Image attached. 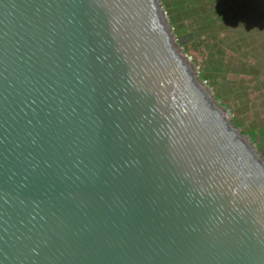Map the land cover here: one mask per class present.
Masks as SVG:
<instances>
[{
  "label": "water",
  "instance_id": "water-1",
  "mask_svg": "<svg viewBox=\"0 0 264 264\" xmlns=\"http://www.w3.org/2000/svg\"><path fill=\"white\" fill-rule=\"evenodd\" d=\"M0 264H264V156L161 0H0Z\"/></svg>",
  "mask_w": 264,
  "mask_h": 264
},
{
  "label": "trees",
  "instance_id": "trees-1",
  "mask_svg": "<svg viewBox=\"0 0 264 264\" xmlns=\"http://www.w3.org/2000/svg\"><path fill=\"white\" fill-rule=\"evenodd\" d=\"M163 3V6L167 12V15L170 20V24L173 27V30L175 32V35L183 39L185 37V29L183 28V23L186 21L192 20L196 17H199V15H206L211 13V10L207 11L208 7H217V8H222L227 6L226 0H161ZM226 2V3H225ZM213 12V11H212ZM225 14L224 12H222ZM221 14L215 13V15L218 16L217 20L219 21V26L220 30L222 28L228 29V23L224 22L223 19H221ZM209 22H204L201 25V28L203 25ZM214 29V28H213ZM225 29V30H226ZM203 30V29H201ZM219 30V31H220ZM198 34L199 31L195 32V34ZM211 60L208 63L207 68L204 70V73L199 74L200 78L207 82V84L212 87L215 86V90H213V94L216 100H218L223 106H225L227 109L226 105V98L227 94L225 91L229 89L228 86H225L224 88L216 82L218 76L220 74L224 73H233L236 76L239 75H244L243 77H248L252 78V82H255L254 86V92L260 91L264 89V71H257L254 67L251 68L248 67V69L245 68H239L238 70H232L230 69L233 64H224V58L221 56V53L218 51L216 54H211L210 56ZM260 60V59H258ZM262 72V73H260ZM261 80H259V78ZM223 85V84H222ZM248 87V88H247ZM246 88L249 90V86H239V90L241 92H237L238 88L233 86L232 88L229 89V97L234 99V110L229 111V114L231 116L232 122L235 126H237L239 129H241V133L244 135H250L251 136V141L254 143L256 146L257 150H259L262 155L264 156V125L257 127L254 122H251L249 124H246L245 118L244 120L239 116L240 114H246V112H243L242 110L247 108V92H244ZM223 91V92H222ZM231 91V92H230ZM229 98V99H231ZM237 100V103L235 102ZM256 138L257 141H256Z\"/></svg>",
  "mask_w": 264,
  "mask_h": 264
},
{
  "label": "flooded vegetation",
  "instance_id": "flooded-vegetation-1",
  "mask_svg": "<svg viewBox=\"0 0 264 264\" xmlns=\"http://www.w3.org/2000/svg\"><path fill=\"white\" fill-rule=\"evenodd\" d=\"M226 2L227 6L220 8L221 11H219L221 13H225V19H223V21L230 22V24H228V26L230 25V28L227 29L228 32L226 33L229 37L228 41L231 40L233 42L234 40V42L229 46H226L228 47L229 51L230 49H232L234 53L230 51V53L233 54V57L227 62L224 60V64H233V66H231L230 68L232 70H238L239 68L248 69V67L251 68L252 66V68L254 67L257 71H264V0H226ZM239 5L241 6L240 10L237 11L236 7ZM230 46L232 47L230 48ZM228 49H225V47L221 48L219 46H216V51L212 54H217L219 51L221 53V56L224 58L225 53ZM199 72V74L204 73L200 70ZM229 76L239 78L243 77L244 75L238 74L236 76L231 72L228 73V75L222 73L220 74V76H218L216 82H218L219 84L222 83L223 85L221 84V86L223 88L225 86H228L230 89L235 86L238 88L237 92H241V90H239L240 85L228 84L230 83V81H226V79ZM245 86L246 85H244L243 87ZM210 88L212 89V91L215 90V86H212ZM247 88L245 91H243V93L247 92L248 98L250 91ZM229 89L225 91V93L228 95L226 98L227 101L234 100L233 96H231L233 98L229 97ZM257 139L258 138H256V141Z\"/></svg>",
  "mask_w": 264,
  "mask_h": 264
},
{
  "label": "rangeland",
  "instance_id": "rangeland-1",
  "mask_svg": "<svg viewBox=\"0 0 264 264\" xmlns=\"http://www.w3.org/2000/svg\"><path fill=\"white\" fill-rule=\"evenodd\" d=\"M240 7H241L240 5L237 6L236 10L239 11ZM208 10H211V13L209 11V13L206 15H203V16L199 15V17H196L192 20H189L183 23V28L185 29V32H186L185 37L183 39H180L177 37L179 44L181 45L183 51L191 59V61L195 64L198 71L200 70L201 72L202 71L204 72V70L207 68L208 63L211 60L210 58L211 54L216 51V46H219L221 48L225 47V49H228L227 46H229L231 43L234 42V40L233 42L231 40L228 41L229 37L226 33L228 32V30L226 28H222L220 30L219 21L217 20L219 14H221L220 8H217V7L215 8L214 6L213 7L210 6L207 8V11ZM215 13H217L218 16L215 15ZM221 19H225V16L223 13L221 15ZM204 22H209V23H206L201 28V25ZM227 23L230 24V22H227ZM229 28H230V25L228 26V29ZM197 31H199V33L195 34V32ZM231 47L232 46H230V48ZM230 51L233 52L232 49H230ZM230 51L228 49L225 53L224 60L226 62L233 57V54L230 53ZM226 81H230V82L237 81V83H240V84L243 83L246 86L249 85L250 94H249V97L247 98V101H248L246 104L247 108L242 110L243 112H246V114L245 115L240 114L239 116L243 120L245 118L246 124L254 122L257 127L262 126V124L264 125V89L254 92L253 89L256 83L252 82V78H249V77L248 78L247 77L235 78V77L229 76L227 77ZM226 105L229 109L228 112L235 109L234 100L227 101ZM247 136L251 140V136L249 134Z\"/></svg>",
  "mask_w": 264,
  "mask_h": 264
}]
</instances>
